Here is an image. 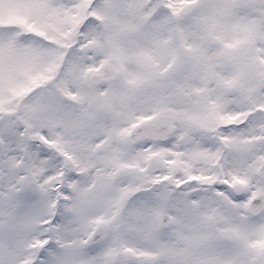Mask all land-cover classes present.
I'll return each instance as SVG.
<instances>
[{"label":"snow or ice","instance_id":"6c2138e0","mask_svg":"<svg viewBox=\"0 0 264 264\" xmlns=\"http://www.w3.org/2000/svg\"><path fill=\"white\" fill-rule=\"evenodd\" d=\"M0 264H264V0H0Z\"/></svg>","mask_w":264,"mask_h":264}]
</instances>
